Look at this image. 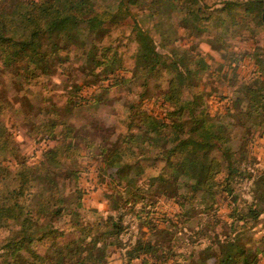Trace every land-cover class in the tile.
I'll return each instance as SVG.
<instances>
[{"label":"trees","instance_id":"16d2710c","mask_svg":"<svg viewBox=\"0 0 264 264\" xmlns=\"http://www.w3.org/2000/svg\"><path fill=\"white\" fill-rule=\"evenodd\" d=\"M262 13L263 0H0V264H108L116 248L124 264H261L264 235L251 241L264 217V172L250 168L247 141L264 135ZM231 29L249 32L252 43L227 54ZM204 34L223 54L220 69L247 60L254 68L217 114L199 89L210 67L199 44ZM125 38L134 44L132 69L120 50ZM72 55L84 79L65 103L43 95L35 101L34 87L74 67ZM154 82L162 110L147 113L141 106ZM91 86L100 93L77 95ZM112 87L139 99L121 132L95 117L81 125L68 118ZM16 103V126L55 142L37 161L6 120ZM83 152L98 161L107 215L85 204ZM248 179L246 198L238 185ZM220 196L232 197L229 219L216 215ZM160 198L178 206L176 220L152 216ZM134 220L138 232L125 240ZM190 221L187 253L176 246ZM220 223L226 231L216 230Z\"/></svg>","mask_w":264,"mask_h":264},{"label":"rangeland","instance_id":"374dc122","mask_svg":"<svg viewBox=\"0 0 264 264\" xmlns=\"http://www.w3.org/2000/svg\"><path fill=\"white\" fill-rule=\"evenodd\" d=\"M141 10V9H140ZM178 12H175L176 15ZM254 28V26H253ZM257 33V30L255 28ZM113 37H119L121 35L120 29H117L113 32ZM128 36V34H126ZM258 38H263L264 31L257 33ZM126 36V37H127ZM204 34L200 41V49L205 54L207 58V62L209 63L210 67L207 73L203 75L201 79V84L199 89L201 92L206 94V101L207 107L211 114H217L219 112H224L225 108L229 104V98L235 94V90L244 83V80L247 79L253 71V67L247 61H242L237 64L236 68H234V64H231L228 67V64H225L220 69V64L225 63L223 60V54L218 51H214L211 47L205 42ZM249 32H244V35H241V31L235 33L232 29L229 30L227 38L228 44L226 48V53L231 51H241L242 49L246 48L252 43V38H248L250 40H245L244 37H249ZM198 41V40H197ZM183 42L191 43L189 37H185ZM124 43L128 46H122L120 48L121 51L125 53L126 58V66L128 69H132L133 61L128 58L132 49L134 48V44L130 43L127 38L124 39ZM225 52V51H224ZM72 65L74 67L69 68L67 66H62L56 73V75H52L51 77L45 80L44 84H39L38 86L34 87L35 94H30L33 99L39 95H43L45 97H51L52 100L58 101L60 104L65 103V100L69 94V89H74V83H79L84 79V74L82 73L81 69H79L78 64L80 63V59L71 56ZM227 63V62H226ZM81 64V63H80ZM126 75L131 74L128 72H124ZM161 81V80H159ZM105 85L107 81H105ZM156 82L152 83V91L151 95L147 99L143 100V105L141 108L145 109L147 113L148 110H155L160 112L162 108L160 107V103L157 102L155 99L157 97L156 92ZM158 83V82H157ZM163 85H165L163 83ZM96 93H100V88L96 86H91L90 88H83L80 90L77 95L89 96L93 91ZM135 91H140L138 88L134 89ZM15 90L9 88V96L10 98L14 99ZM119 97V98H118ZM150 98V99H149ZM39 99V98H38ZM138 102L139 99L134 94H128V91L118 89L117 87H112L110 91L102 96V100L98 102H93L90 104H85L83 106H78L76 109H72L69 114L68 118L75 124L81 125L82 122L85 121L88 117H95L98 119L100 123H103L109 127H115L118 132H121L124 127L123 120L127 117L128 108L131 103ZM19 106V103L15 104V107L10 110L8 116H6V120L13 129L17 141L21 144L23 152L28 157L30 162L37 161L44 149L53 145L54 141H44V140H36L31 137L25 135V132L21 126H16L18 122H20V118L15 113L14 109ZM122 122V123H121ZM248 146V155L247 159L250 162V168L259 169L260 171L264 172V135H260L258 132L256 133L254 139L247 141ZM83 156H81L78 161L77 165L78 168L81 170L80 174V185L86 191L85 195V204L87 207H95L99 209L103 215H107L110 213L109 205L110 202L106 198L104 189L101 183L100 178L98 176V161H95L92 158H89L86 155V152H83ZM162 163H158V167H162ZM249 168V169H250ZM147 171H154V169H148ZM252 180H244L242 184L238 185L239 191H241L242 196L249 198L248 190L251 185ZM232 202V197L227 198L226 196H220L216 207L217 209V216H220L221 219H229L228 214L230 211L229 203ZM153 217H164L167 216L170 220H176V213L178 212V206L172 201L167 200L164 198H160L157 206L155 208ZM131 216L128 214L127 220L129 221ZM209 219V218H205ZM160 219L157 218V221ZM182 223L180 222V225ZM216 230L219 232L226 231L225 224L215 225ZM186 229L184 233H182L179 243H177V249L180 251L187 252L192 248V239H194L192 227H195L194 221H190L184 226ZM213 230V229H212ZM212 230L209 234H212ZM137 224L136 221L132 223L130 230L125 234L124 239H134V236L137 234ZM252 243H256L261 240L262 236L264 235V217L261 220V223L257 225L255 230L252 233ZM203 241H206L203 239ZM122 250L120 248H116L114 252L110 255L108 259V264H124L121 258ZM132 263L138 264L140 260H134ZM261 264H264V257L261 259Z\"/></svg>","mask_w":264,"mask_h":264},{"label":"water","instance_id":"95a60500","mask_svg":"<svg viewBox=\"0 0 264 264\" xmlns=\"http://www.w3.org/2000/svg\"><path fill=\"white\" fill-rule=\"evenodd\" d=\"M262 18L264 20V0H263V13H262Z\"/></svg>","mask_w":264,"mask_h":264}]
</instances>
